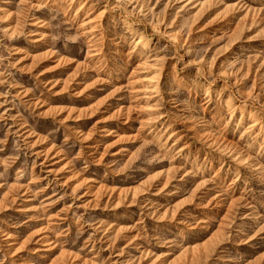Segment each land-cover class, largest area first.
Instances as JSON below:
<instances>
[{"label": "rangeland", "instance_id": "374dc122", "mask_svg": "<svg viewBox=\"0 0 264 264\" xmlns=\"http://www.w3.org/2000/svg\"><path fill=\"white\" fill-rule=\"evenodd\" d=\"M0 264H264V0H0Z\"/></svg>", "mask_w": 264, "mask_h": 264}]
</instances>
